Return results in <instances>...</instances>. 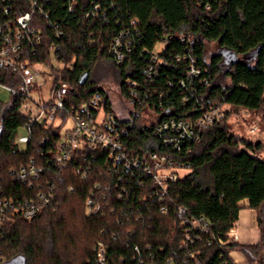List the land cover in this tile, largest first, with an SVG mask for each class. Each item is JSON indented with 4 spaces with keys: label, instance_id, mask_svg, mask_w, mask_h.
Wrapping results in <instances>:
<instances>
[{
    "label": "trees",
    "instance_id": "1",
    "mask_svg": "<svg viewBox=\"0 0 264 264\" xmlns=\"http://www.w3.org/2000/svg\"><path fill=\"white\" fill-rule=\"evenodd\" d=\"M37 1L42 41L25 50L39 60L54 45L73 64L60 76L74 103L100 97L109 113L113 105L93 77L100 67L114 69L135 114L148 108L158 116L146 128L137 118L115 117L127 131L129 160L169 155L186 174L163 192L141 166H116L103 152L59 168L42 146L53 132L40 126L19 148L26 120L18 81L0 71V85L16 90L8 102L0 97V264H101L98 243L107 248L105 264H236L233 251L248 264H264V142L233 134L226 120L195 127L184 140L172 130L217 106L264 113V0ZM30 10L29 0H0V27ZM117 38L122 63L111 52ZM210 45L215 51L208 55ZM41 195L53 202L44 205ZM31 204L40 211L29 220L24 212ZM245 209L256 212L257 244L228 236ZM201 219L207 229L192 230L190 223Z\"/></svg>",
    "mask_w": 264,
    "mask_h": 264
},
{
    "label": "built area",
    "instance_id": "2",
    "mask_svg": "<svg viewBox=\"0 0 264 264\" xmlns=\"http://www.w3.org/2000/svg\"><path fill=\"white\" fill-rule=\"evenodd\" d=\"M72 1L75 3V0ZM29 3L31 10L28 13L16 17L14 23L8 22L0 27V71L16 76L18 82L15 84L19 87L17 92L21 103L20 112L26 120L18 133L15 144L21 149L26 147L32 128L40 126L53 132L51 139L42 141V146L47 147L44 154L56 167H67L75 157L85 158L88 154L103 152L116 166L120 164H125L126 168L141 166L146 173L152 176L156 185L165 192L167 183L182 177L179 171H186V169L174 167L169 155L153 154L144 161L129 160L122 139V135L127 131L119 128L115 120V117H118L116 113L107 112L100 97L92 99L87 104L76 105L74 103L70 83L60 76L72 70L73 64L62 58L54 45L49 48L47 55L40 56L39 60L33 59L35 53L31 55L25 50L24 47L29 42L39 45L42 41V27L35 15L38 1L29 0ZM126 47V51L130 52L129 47L127 45ZM111 52L115 55L117 62L124 61L125 53L121 38L115 39ZM5 91L9 94L16 92L12 86L0 85V92ZM127 102L133 107L131 102ZM134 118H137V113L128 121ZM223 118L221 108L212 107L196 122L181 121L177 126L174 125L172 130H176L180 139L184 140L195 134V127L207 128ZM69 123L71 126L67 127ZM21 130L26 131V134ZM254 132L255 130H252V133ZM163 172L167 174L164 175ZM39 200L44 202V205L53 202L52 195L48 198L41 195ZM88 204L91 206L90 202ZM39 211L38 204H31L25 210L24 215L31 220ZM94 212H98V208ZM2 213L3 207L0 202V215ZM183 213L182 210L181 215ZM185 223L188 222L185 221ZM190 225V228L195 231H205L208 227L204 219L193 221ZM190 236L189 230L187 237ZM228 236L238 241L235 228L228 233ZM220 244L223 245V241L220 240ZM96 252L99 263L105 264L107 255L105 244L98 243Z\"/></svg>",
    "mask_w": 264,
    "mask_h": 264
},
{
    "label": "rangeland",
    "instance_id": "3",
    "mask_svg": "<svg viewBox=\"0 0 264 264\" xmlns=\"http://www.w3.org/2000/svg\"><path fill=\"white\" fill-rule=\"evenodd\" d=\"M164 46H158L160 51ZM215 51V46L210 45L208 55H211ZM93 79L100 88H103L107 93L111 104L113 105L114 112L122 120L132 119L135 110L133 107L123 98L120 91V80L114 71V69L104 66L100 67L94 74ZM9 93L7 91L0 94L3 102L9 101ZM224 114L223 121L226 120V126L233 134L243 137L253 142H264V113L258 114L249 113L245 110H235L229 106H223L221 108ZM138 124L141 128L151 127L158 121V116L155 112L148 108L137 113ZM221 120V121H222ZM71 126L69 123L67 127ZM252 130H255L252 133ZM24 134V132L21 130ZM166 175V172H163ZM181 176L186 174V171L180 170Z\"/></svg>",
    "mask_w": 264,
    "mask_h": 264
},
{
    "label": "crops",
    "instance_id": "4",
    "mask_svg": "<svg viewBox=\"0 0 264 264\" xmlns=\"http://www.w3.org/2000/svg\"><path fill=\"white\" fill-rule=\"evenodd\" d=\"M238 241L243 244H257L261 240V234L257 227L256 212L253 210H241L239 221L235 227ZM230 257L236 264H248L243 254L237 251L230 253Z\"/></svg>",
    "mask_w": 264,
    "mask_h": 264
},
{
    "label": "water",
    "instance_id": "5",
    "mask_svg": "<svg viewBox=\"0 0 264 264\" xmlns=\"http://www.w3.org/2000/svg\"><path fill=\"white\" fill-rule=\"evenodd\" d=\"M87 78H88V75L87 74H84L82 77H81V84H84L85 83V81L87 80ZM4 264H22L21 263V260L20 259H14V260H12V261H10V262H6V263H4Z\"/></svg>",
    "mask_w": 264,
    "mask_h": 264
}]
</instances>
